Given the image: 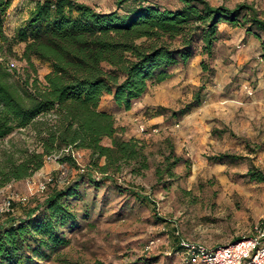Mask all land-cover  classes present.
<instances>
[{
  "label": "rangeland",
  "instance_id": "1",
  "mask_svg": "<svg viewBox=\"0 0 264 264\" xmlns=\"http://www.w3.org/2000/svg\"><path fill=\"white\" fill-rule=\"evenodd\" d=\"M36 1L11 0L3 17L6 36L15 35ZM79 1L108 12L117 0ZM138 1L171 9L179 6L177 0H127L118 12ZM207 1L229 8L246 3L264 19V0ZM218 31L220 39L210 57L195 44L190 62L173 67L169 80L150 85L130 111L115 107L109 95L101 98L98 109L114 117L122 138L141 142L149 167L140 175L127 167L114 174L100 173L90 165L88 152L74 150L77 162H45L30 178L0 189L1 210L9 193L28 195L31 180L54 177L52 185L73 188L72 195L61 199L72 218L57 231L67 243L42 250L45 257L39 264H179L176 256H168L175 236L215 247L250 237L264 225V182L246 176L250 168L264 175V58L260 57L264 33L260 39L245 37L243 29L226 24ZM21 47H12V52L19 55ZM0 61L10 68L14 81L26 75V63L4 49ZM33 64L42 81L49 64L35 59ZM195 95L198 103L193 102ZM33 136L30 129L15 131L1 147L17 157L22 149H37ZM102 144L109 145V140ZM170 149L180 161L172 177L157 178L155 169L164 168ZM218 153L244 159L208 160ZM103 164L101 158L98 165ZM52 187L29 196L27 206L16 205L14 215L23 217L27 208L43 202ZM37 213L42 217L43 208ZM4 219L0 214V222Z\"/></svg>",
  "mask_w": 264,
  "mask_h": 264
},
{
  "label": "trees",
  "instance_id": "2",
  "mask_svg": "<svg viewBox=\"0 0 264 264\" xmlns=\"http://www.w3.org/2000/svg\"><path fill=\"white\" fill-rule=\"evenodd\" d=\"M10 2L0 0V51L24 61L26 75L14 81L10 68L0 61V152L4 154L0 189L30 178L44 166L46 156L68 147L88 152L90 165L100 173L114 174L127 167L131 174L140 175L149 167L141 142L122 138L114 117L98 109L101 98L109 95L115 107L130 110L150 85L170 79L173 67L190 62L195 44H200L202 55L210 57L220 39L221 24L243 29L245 37L260 39L264 33V19L246 3L229 8L207 0H177L179 6L171 9L138 1L119 13L127 0H117L115 9L108 12L79 0H38L15 35L8 37L3 17ZM19 45L20 54L15 55L12 47ZM260 57L264 58V39ZM33 59L50 66L42 81ZM193 102H199L198 95ZM26 129L32 130L37 149H22L17 157L3 151L1 143L9 135ZM103 139L109 145H103ZM101 158L104 164L99 166ZM243 159L229 153L208 157L213 162ZM165 160L164 168L155 169L157 178L162 174L172 177L180 161L173 149ZM59 161L72 159L62 154ZM246 176L264 182V175L255 168L248 169ZM52 184L43 202L27 208L23 217L14 215L15 206L12 212L3 213L0 264H39L45 257L42 250L66 245L57 231L72 218L61 199L72 195L73 188ZM40 207L42 217L37 213ZM174 241L168 256L180 248V238L175 236Z\"/></svg>",
  "mask_w": 264,
  "mask_h": 264
},
{
  "label": "built area",
  "instance_id": "3",
  "mask_svg": "<svg viewBox=\"0 0 264 264\" xmlns=\"http://www.w3.org/2000/svg\"><path fill=\"white\" fill-rule=\"evenodd\" d=\"M140 130L143 131L142 128ZM62 154L70 155L71 159L77 162L74 150L70 147L57 154L46 156L45 162H57ZM51 183V177H43L42 180L28 182V195L9 193L3 199L0 214L12 212L16 205H27L29 196L44 193ZM179 247L174 253L179 264H264V225H258L250 237L227 245L207 247L202 243H191L180 239Z\"/></svg>",
  "mask_w": 264,
  "mask_h": 264
},
{
  "label": "crops",
  "instance_id": "4",
  "mask_svg": "<svg viewBox=\"0 0 264 264\" xmlns=\"http://www.w3.org/2000/svg\"><path fill=\"white\" fill-rule=\"evenodd\" d=\"M169 80V79H168ZM167 81V80H166ZM165 82V81H164ZM128 111H130V110H128ZM128 111H126V112H128Z\"/></svg>",
  "mask_w": 264,
  "mask_h": 264
}]
</instances>
